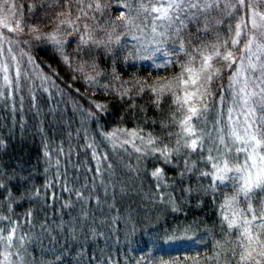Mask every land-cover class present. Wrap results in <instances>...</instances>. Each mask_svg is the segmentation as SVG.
<instances>
[{
	"label": "snow or ice",
	"instance_id": "obj_1",
	"mask_svg": "<svg viewBox=\"0 0 264 264\" xmlns=\"http://www.w3.org/2000/svg\"><path fill=\"white\" fill-rule=\"evenodd\" d=\"M25 7L27 13L23 11ZM106 7L104 0H38L28 5L19 0H0V97H11L26 88L47 92L45 84L56 87L50 76L41 73L35 57L25 51L30 44L51 47L66 66L75 63L74 71L84 75L88 83L96 84L103 73L89 59L76 58L92 57L93 49L107 50L116 45L126 51L129 34L135 33L131 40L138 47L134 45L125 60H151L152 66L165 70L178 64L179 71L151 84L147 80H121L113 73V83L102 85L101 90L120 99L151 93L156 106L164 97H172L176 111L170 124L163 125L169 129L168 135L162 138L135 128L99 134L115 152L128 153L131 145L141 156L150 153L162 157L167 164L184 149L185 155L195 154L210 168L200 176L210 180L213 197L222 198L218 204L222 237L234 239L224 244L217 242L210 256H202L200 249L173 264H264V0H125L128 12L116 17L111 31L93 26ZM225 18L234 21L226 25L227 38L216 27L224 24ZM98 30L104 32L105 38H95ZM24 36L30 39H22ZM74 42L69 55L65 49ZM181 54L184 58L178 60ZM157 57L162 58L161 62L157 63ZM226 70H232L226 82L217 84ZM52 76L59 79L58 72L53 71ZM91 103L94 110L87 115L95 122L106 106ZM210 113L215 117L211 127ZM164 139L175 140V146L170 148ZM85 147L92 150L96 167H84L95 175L89 178L90 183L75 189L69 186L67 172L64 173L60 187L69 194L65 207L71 206L73 196L83 205L86 193L92 196L98 187L107 191L103 179L98 178L112 170V164L104 166L109 157L94 140ZM62 153L65 150L58 146L54 155ZM56 164H60L59 159ZM188 164L186 160L185 172L193 170ZM162 172L157 169L152 175L160 180ZM52 196L59 199L57 193ZM26 221L27 217L21 221L0 216V264H31L28 237L21 231ZM78 227L68 222L73 239Z\"/></svg>",
	"mask_w": 264,
	"mask_h": 264
},
{
	"label": "trees",
	"instance_id": "obj_2",
	"mask_svg": "<svg viewBox=\"0 0 264 264\" xmlns=\"http://www.w3.org/2000/svg\"><path fill=\"white\" fill-rule=\"evenodd\" d=\"M37 2L19 0L25 5ZM104 3L107 7L93 26L111 31L115 27L112 22L122 12L127 14L128 9L124 7L125 0H104ZM132 6L135 7V4ZM23 11L27 13V7ZM231 22L226 19L224 24L216 26L225 38L228 35L226 25ZM133 34H129L126 51L116 45L107 50L95 48L92 57L76 58L89 59L103 73L96 84L88 83L84 75L75 72V63L71 67L66 66L51 47L30 44L25 48L56 86L51 93L42 90L26 92L20 107L22 111L17 113L11 130V115L5 107L0 109V185L4 186L0 187V192L4 193L0 196V216H11L13 220L19 218L21 221L27 217L21 231L28 237L27 256L31 264H104L105 259L107 264H162L164 261L173 264L181 256L200 249L202 256H210L217 242L224 244L225 240L234 239L221 235L218 204L223 201L213 197L209 189L210 180L200 176V172L210 168L199 162L195 154L185 155V150L181 149L171 163L166 164L162 157L150 153L141 156L133 151L131 145L128 146V153L115 152L111 143L99 134L117 128H135L162 138L168 135L169 129L163 125L170 124L172 113L176 111L172 97H164L156 106L151 93L120 99L111 92L101 90L102 85L113 83V73L118 74L121 80H147L151 84L179 71L178 64L165 70L152 66L151 60L135 57L125 60L134 45L138 47L137 42L131 40ZM94 36L105 38L104 32L99 30ZM21 38L30 39L28 36ZM121 42H124L123 37ZM74 48L75 42L66 47L65 52L71 55ZM183 58L181 54L177 59ZM161 60L157 57V63ZM53 71L59 73V79L52 76ZM230 71L227 70L224 79L217 84L224 83ZM91 102L106 106L102 113L97 114L95 122L87 115L89 110H94ZM61 114L65 115L59 120ZM209 116L211 127L210 121L214 117L211 113ZM170 130L176 131L175 128ZM92 140L109 157L104 166L112 164V170L98 178L103 179L107 191L98 187L94 195L86 193L83 205L73 196L71 206L65 207L69 194L62 192L60 187V182L65 179L64 173L67 172L69 186L75 189L90 183L89 178L95 175L84 167H96V161L91 159L92 150L85 147ZM164 143L170 148L175 146V140L164 139ZM58 146L65 153L57 157L54 152ZM57 159L59 165L56 164ZM186 160L193 169L191 172H185ZM127 164L129 170L123 171ZM157 169L163 170L160 180L152 175ZM180 173L185 174L181 176ZM76 179L78 182H74ZM50 184L54 187H49ZM121 188L125 191L122 195L119 194ZM53 193H57L59 199H54ZM127 207L130 210L127 211ZM29 212L31 216H27ZM146 213L150 216L145 217ZM79 214L85 217L82 223L76 218ZM125 217L134 223L137 235L129 239L133 244L124 252L121 241L126 227ZM74 218L83 233L79 235L77 229L73 239L68 222ZM148 219L151 223L147 222ZM43 225L47 227L42 228ZM113 237H117L118 242L109 246L107 243ZM80 238L84 240L80 241ZM176 238L184 242L182 246L179 243L178 246L170 244ZM188 240L192 246H186L185 241ZM206 243L208 247H204ZM139 247L141 252L149 253L151 261L135 258L139 255ZM62 248L63 252L60 251Z\"/></svg>",
	"mask_w": 264,
	"mask_h": 264
},
{
	"label": "rangeland",
	"instance_id": "obj_3",
	"mask_svg": "<svg viewBox=\"0 0 264 264\" xmlns=\"http://www.w3.org/2000/svg\"><path fill=\"white\" fill-rule=\"evenodd\" d=\"M239 14V13H238ZM218 19H219V17H217ZM226 19L227 18H225V21H226ZM231 22V21H230ZM231 23H234V21H232ZM0 31H3L2 29H0ZM21 47H22V45H21ZM25 51H27V50H25ZM28 52V51H27ZM29 53V52H28ZM29 55L30 56H32L30 53H29ZM33 57V56H32ZM32 66H29V68H31ZM39 70L41 71V73L43 74V75H47V74H45L41 69H40V67H39ZM227 71V70H226ZM225 71V72H226ZM232 71V70H231ZM231 71L229 72V75L231 74ZM49 76V75H48ZM224 77V76H223ZM224 79V78H223ZM222 79V80H223ZM227 80V79H226ZM226 80H224V83L226 82ZM220 82V81H219ZM219 82H217V83H219ZM45 87H48V91H47V93H51L53 90H55L53 87H50L49 85H47V84H45ZM38 90H40V89H37L36 91H38ZM35 91V92H36ZM26 92H28V93H30L31 91H30V89H28V88H26V89H24L23 91H19V92H15L14 93V95H12L11 97H0V109H2V110H4V107H5V109H6V111L7 112H9V114L11 115L10 117H11V119H12V125H11V127H10V130L14 127L13 126V122H15L14 120H15V118H16V116H17V113L19 112V111H22V109H20V107H21V103H24V101H25V93ZM42 92H45V91H43L42 90ZM57 94H59V92L57 91ZM57 97L59 98L60 96L59 95H57ZM7 100V102H5ZM2 104V105H1ZM53 115V114H52ZM54 115H55V113H54ZM65 114H61V116L59 115V120H62V118H63V116H64ZM214 119H215V117H214ZM213 119V120H214ZM212 123V120L210 121V124ZM38 130V129H37ZM129 165L127 164V165H124V167H123V171H128L129 170ZM134 175L137 177V175L134 173ZM135 191V190H134ZM125 191L123 190V188H121V190H120V195H122L123 193H124ZM144 197V196H143ZM110 205H112V204H110ZM126 210L128 211V210H130V208L129 207H127L126 208ZM150 216V213H146V215H145V217H149ZM76 218H79V222L80 223H82V222H84V220H85V217H84V215H81V214H79V215H77V217ZM71 222L73 223V224H79V222L77 221V220H75V218L74 219H72L71 220ZM124 222L126 223V227L124 228V231H123V234H122V245L124 246V252H125V250H126V248L127 249H130L131 248V246H132V242H130L131 240H129L132 236H134V235H137V232L136 231H134V229H133V227H134V223L133 222H131V220L128 218V217H125L124 218ZM148 223H151V220H149L148 219V221H147ZM77 229H79V232L78 233H80L79 235H82V230H81V226H80V228L78 227ZM76 229V230H77ZM75 230V231H76ZM146 234V233H145ZM191 238V237H190ZM80 241H83L84 240V238H80L79 239ZM181 240V239H180ZM178 238H176V239H172L171 240V243L170 244H172V246H178V243H179V245H181V244H183L184 242H181ZM168 241H169V239H168ZM117 242H118V238L117 237H113V239H111V241L109 240V242L107 243L109 246H115L116 244H117ZM185 243H187L186 244V246L188 245V244H191V245H188V246H192V242H189V240L188 241H185ZM126 244H127V246H126ZM173 244H176V245H173ZM182 246V245H181ZM168 248H170L169 247V245H168ZM104 249H106V246L104 247ZM140 249H141V247H139L138 249H137V251H139V255L138 256H135V258H138V260H140V259H142V260H144V261H151L150 260V255H149V253L147 252V253H143V252H141L140 251ZM126 254V253H125ZM131 254H132V256H133V252H131ZM165 262V261H164ZM149 264H151L150 262H149ZM156 264V263H155ZM157 264H161V263H157Z\"/></svg>",
	"mask_w": 264,
	"mask_h": 264
}]
</instances>
